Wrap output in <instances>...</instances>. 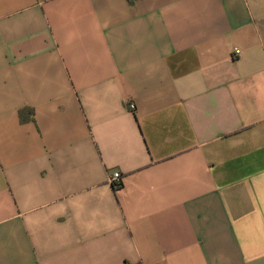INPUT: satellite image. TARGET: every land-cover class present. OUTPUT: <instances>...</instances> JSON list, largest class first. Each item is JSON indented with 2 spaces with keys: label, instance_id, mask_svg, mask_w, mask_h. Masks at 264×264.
Segmentation results:
<instances>
[{
  "label": "crops",
  "instance_id": "0c3cea01",
  "mask_svg": "<svg viewBox=\"0 0 264 264\" xmlns=\"http://www.w3.org/2000/svg\"><path fill=\"white\" fill-rule=\"evenodd\" d=\"M0 264H264V0H0Z\"/></svg>",
  "mask_w": 264,
  "mask_h": 264
},
{
  "label": "built area",
  "instance_id": "2783aa9c",
  "mask_svg": "<svg viewBox=\"0 0 264 264\" xmlns=\"http://www.w3.org/2000/svg\"><path fill=\"white\" fill-rule=\"evenodd\" d=\"M240 50L236 49L235 50V54L238 55L240 54ZM132 108L135 109V105H132ZM111 182L115 183L116 185L121 184L122 183V175L120 172L116 171L112 174L111 176Z\"/></svg>",
  "mask_w": 264,
  "mask_h": 264
}]
</instances>
